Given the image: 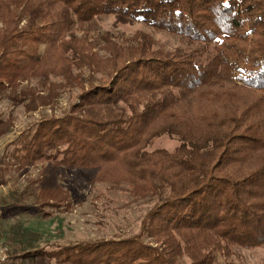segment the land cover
I'll use <instances>...</instances> for the list:
<instances>
[{"label": "trees", "instance_id": "16d2710c", "mask_svg": "<svg viewBox=\"0 0 264 264\" xmlns=\"http://www.w3.org/2000/svg\"><path fill=\"white\" fill-rule=\"evenodd\" d=\"M111 16L177 44L96 35ZM62 92L68 110L16 140L20 166L40 165L26 210L72 209L61 168L155 203L138 235L1 264H239L238 249L264 248V0H0V100L32 113ZM13 123L0 116V137ZM164 137L179 145L154 149Z\"/></svg>", "mask_w": 264, "mask_h": 264}, {"label": "rangeland", "instance_id": "374dc122", "mask_svg": "<svg viewBox=\"0 0 264 264\" xmlns=\"http://www.w3.org/2000/svg\"><path fill=\"white\" fill-rule=\"evenodd\" d=\"M137 29L151 32L135 20L111 16L99 22L96 35L106 31L131 34ZM151 33L166 44H177V40L168 35ZM74 99L75 94L62 92L54 107L43 106L32 113L25 111L22 98L6 95L0 100V116L14 121L10 132L0 137V264L18 251L138 235L144 216L155 203L150 199H134L126 186L91 185L84 173L61 168L59 181L71 195L72 209L65 212L47 209L48 214L26 210L37 204L36 180L40 165L20 166L13 154L16 140L33 130L37 122L66 112ZM178 145L176 139L164 137L153 148L174 150ZM238 252L239 264H264V248L238 249ZM41 264L64 263L43 260Z\"/></svg>", "mask_w": 264, "mask_h": 264}]
</instances>
